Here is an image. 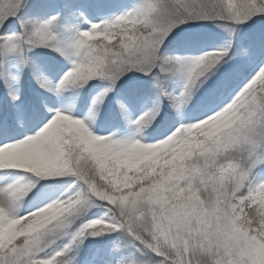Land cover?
I'll return each mask as SVG.
<instances>
[{
  "label": "snow or ice",
  "instance_id": "snow-or-ice-1",
  "mask_svg": "<svg viewBox=\"0 0 264 264\" xmlns=\"http://www.w3.org/2000/svg\"><path fill=\"white\" fill-rule=\"evenodd\" d=\"M0 264H264V0H0Z\"/></svg>",
  "mask_w": 264,
  "mask_h": 264
}]
</instances>
